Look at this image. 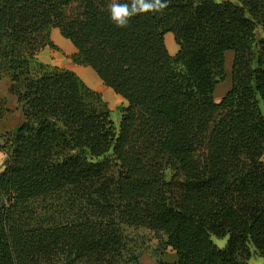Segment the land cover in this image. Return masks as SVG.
Masks as SVG:
<instances>
[{
    "label": "trees",
    "instance_id": "trees-1",
    "mask_svg": "<svg viewBox=\"0 0 264 264\" xmlns=\"http://www.w3.org/2000/svg\"><path fill=\"white\" fill-rule=\"evenodd\" d=\"M111 2L0 0V74L24 118L0 135V264H138V230L164 238L156 264L264 259V0H168L124 28ZM54 29L127 103L118 129L73 71L38 60Z\"/></svg>",
    "mask_w": 264,
    "mask_h": 264
},
{
    "label": "rangeland",
    "instance_id": "rangeland-1",
    "mask_svg": "<svg viewBox=\"0 0 264 264\" xmlns=\"http://www.w3.org/2000/svg\"><path fill=\"white\" fill-rule=\"evenodd\" d=\"M216 1L236 2V0ZM165 43L166 45L167 43L169 45V39ZM174 43L175 40L172 36L171 44L173 47H177L176 43ZM60 48L63 51H59L58 48H48L49 52L40 56L42 57L41 60L45 61V63L42 62L39 57L38 60L44 64H50L51 66L60 69H68L73 71L88 88L92 89L94 92L98 93L101 96L103 102L107 104L109 110L111 111V120L113 121L115 128L118 129L120 124L119 108L123 106H121L120 100L118 101L117 95L102 83L97 74L91 68L79 66L73 62L72 57L76 52L74 54L68 53L65 50L66 47L62 45H60ZM233 61V56L228 57L226 61L225 70L227 74V80L217 86L214 95L216 101H219L221 98H223L231 89L232 82L230 77L232 72ZM97 78L99 80H97ZM11 85L12 84L9 75L0 74V105L1 107H3V111L0 115V135L15 130L24 122L22 112L17 105V99L11 91ZM136 234L140 238H142L141 242H145L146 250H154L157 252L161 250L160 243L161 241H164V238L160 240V236H156L154 233L147 230H138L136 231ZM214 242L220 249H223L227 243V240L214 239ZM250 264H264V259L258 256H253L250 261Z\"/></svg>",
    "mask_w": 264,
    "mask_h": 264
},
{
    "label": "crops",
    "instance_id": "crops-1",
    "mask_svg": "<svg viewBox=\"0 0 264 264\" xmlns=\"http://www.w3.org/2000/svg\"><path fill=\"white\" fill-rule=\"evenodd\" d=\"M172 36H173L172 34H167L165 36V42L169 39V45L167 43L166 46L168 48V51H169L170 55L171 56H175L178 53L179 48H178V46L177 47L176 46L175 47L172 46V44H171ZM51 39L53 40L54 45L58 48L59 51H63L60 48V45H62V46L66 47L65 48L66 52L72 53V54H74L76 52V49L73 46V44L69 40H66L61 35V33H60V31L58 29L52 30ZM47 52H49L48 48H45L43 51H41V53L38 55L39 59L41 60L42 57H40V56L46 54ZM230 56L234 57V53L233 52H227L226 53V61H227L228 57H230ZM41 61L45 63V61H43V60H41ZM46 65H50V64H46ZM225 67H226V62H225ZM97 80H99V79L97 78ZM214 95H215V93H214ZM117 98H118V101L120 100L121 106H123V107L126 106L127 103L120 96L117 95ZM223 98H221L219 101L215 100V102L219 103ZM214 99H215V97H214ZM6 159H7L6 155L4 153L0 152V173L4 169V163H5ZM176 259H177V257H176L175 252H173L170 248H168L164 252V254L162 256V260H164L165 262H169V263L175 262ZM156 263H157L156 251H154V250H146V249L142 251L138 264H156Z\"/></svg>",
    "mask_w": 264,
    "mask_h": 264
},
{
    "label": "clouds",
    "instance_id": "clouds-1",
    "mask_svg": "<svg viewBox=\"0 0 264 264\" xmlns=\"http://www.w3.org/2000/svg\"><path fill=\"white\" fill-rule=\"evenodd\" d=\"M168 6V0H129L121 3L112 0L108 5L110 19L117 27H127L129 20L140 14L162 12Z\"/></svg>",
    "mask_w": 264,
    "mask_h": 264
},
{
    "label": "bare ground",
    "instance_id": "bare-ground-1",
    "mask_svg": "<svg viewBox=\"0 0 264 264\" xmlns=\"http://www.w3.org/2000/svg\"><path fill=\"white\" fill-rule=\"evenodd\" d=\"M175 44V43H174Z\"/></svg>",
    "mask_w": 264,
    "mask_h": 264
}]
</instances>
